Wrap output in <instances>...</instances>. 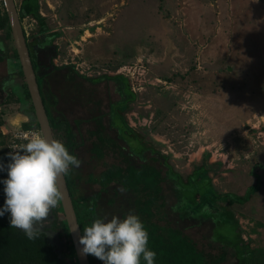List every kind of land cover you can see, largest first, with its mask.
I'll use <instances>...</instances> for the list:
<instances>
[{"label": "rangeland", "instance_id": "374dc122", "mask_svg": "<svg viewBox=\"0 0 264 264\" xmlns=\"http://www.w3.org/2000/svg\"><path fill=\"white\" fill-rule=\"evenodd\" d=\"M14 1L58 126L54 138L66 141L65 121L72 128L68 150L82 163L69 174L81 195L94 196L99 186L90 177L118 159L91 151L89 132L100 116L104 133L137 161L168 169L162 222L201 249L224 248L220 264H247L264 250V0ZM7 19L0 0L5 155L32 118ZM66 68L76 75L73 82ZM118 188L110 184L101 193L93 220L124 217L133 195ZM55 209L44 233L62 252L67 240L53 220L63 212ZM94 264L103 262L94 257Z\"/></svg>", "mask_w": 264, "mask_h": 264}, {"label": "trees", "instance_id": "16d2710c", "mask_svg": "<svg viewBox=\"0 0 264 264\" xmlns=\"http://www.w3.org/2000/svg\"><path fill=\"white\" fill-rule=\"evenodd\" d=\"M7 33L12 42L9 22L7 25ZM11 45L14 56L18 58L14 44ZM1 52L0 49V54ZM1 58L2 56L0 55V60ZM18 73L23 79L24 101L22 102L24 109L32 113V120L30 119V121L24 123V128H39L38 123L33 121V106L30 101V95L21 68ZM65 77L67 81L73 82L76 75L67 69ZM38 86L53 131L58 126L50 115L39 82ZM94 121L97 128L89 132L94 137L91 148L92 153L101 158L106 153L110 152L118 159L116 162L106 163L104 168L101 169L96 176L90 177V180L97 183L99 186L98 192L92 197H84L81 195L71 175L68 174L65 176L81 234L83 235V229L87 226H91L93 222L96 202L101 193L105 191L110 184H118L126 192L133 195L129 207L124 212V216L131 211L133 214L138 215L143 222L149 233L148 246L150 250L156 253L155 264L222 263L226 255L224 248H221L218 254L201 249L191 237L183 232V230L173 226L167 221H161L162 218L160 214L166 205L163 182L169 174L168 169H165L163 172L160 166L149 159L137 161L133 154L127 151L126 148L119 144L114 138L104 133L105 125L100 116L95 118ZM64 137L66 139L64 145L69 149L73 145V139L72 128L67 121H65ZM7 156L8 155H5L4 152L0 151V163L7 165L10 162ZM6 178V169L0 171V181ZM3 188L4 185L0 183V207H3L5 200ZM225 196L228 197V195ZM88 200L90 201L86 203ZM59 211L62 212L60 204L55 209V212ZM53 227L58 229L59 233L67 240L65 249L62 252H59L58 248L51 243L45 233L39 238L29 240L23 231L10 226L9 213L0 216V264H78L64 217L62 216L59 218L55 216ZM263 253L264 250L260 249L254 255L248 257L247 264H263V259L261 257ZM88 259L90 264H94V257L92 255H88ZM141 264H145V262L142 260Z\"/></svg>", "mask_w": 264, "mask_h": 264}, {"label": "clouds", "instance_id": "9594fccd", "mask_svg": "<svg viewBox=\"0 0 264 264\" xmlns=\"http://www.w3.org/2000/svg\"><path fill=\"white\" fill-rule=\"evenodd\" d=\"M12 81L5 82V87ZM26 143L13 145L8 153L10 162L0 163L6 169L5 200L0 216L10 214V226L24 232L29 240L39 238L49 215L63 200L61 178L82 161L71 154L64 143L39 133L26 136ZM117 191L124 192L123 188ZM46 235H50L47 233ZM82 256L92 255L103 264H155L156 253L149 248V233L139 216L129 211L123 218L98 216L79 237Z\"/></svg>", "mask_w": 264, "mask_h": 264}, {"label": "water", "instance_id": "95a60500", "mask_svg": "<svg viewBox=\"0 0 264 264\" xmlns=\"http://www.w3.org/2000/svg\"><path fill=\"white\" fill-rule=\"evenodd\" d=\"M3 3L8 17L14 48L19 60L27 90L30 95V101L33 106L34 116L36 122L38 123L39 130L41 132V135L49 139H55L41 97L36 73L32 64L31 56L27 46V41L25 38L24 30L22 27L18 10L16 8L15 1L3 0ZM59 185L64 193L63 200L62 202H60V205L62 207L63 217L65 219L69 231L70 239L78 264H90L88 255L82 256L79 251L82 245H79L78 240L79 237L82 236V234L77 221L74 206L72 203V198L69 194L65 177L60 179Z\"/></svg>", "mask_w": 264, "mask_h": 264}, {"label": "built area", "instance_id": "2783aa9c", "mask_svg": "<svg viewBox=\"0 0 264 264\" xmlns=\"http://www.w3.org/2000/svg\"><path fill=\"white\" fill-rule=\"evenodd\" d=\"M35 133L41 134L39 128H22L19 129L15 135V139L13 140V145H21L27 142L25 139L26 136H31Z\"/></svg>", "mask_w": 264, "mask_h": 264}]
</instances>
